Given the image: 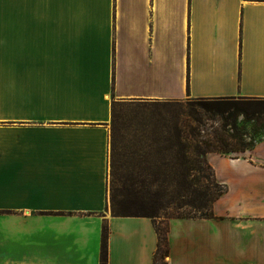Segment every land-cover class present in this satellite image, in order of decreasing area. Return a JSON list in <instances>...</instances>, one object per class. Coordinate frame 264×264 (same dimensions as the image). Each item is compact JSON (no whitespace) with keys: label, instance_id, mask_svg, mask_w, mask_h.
I'll use <instances>...</instances> for the list:
<instances>
[{"label":"crops","instance_id":"crops-1","mask_svg":"<svg viewBox=\"0 0 264 264\" xmlns=\"http://www.w3.org/2000/svg\"><path fill=\"white\" fill-rule=\"evenodd\" d=\"M264 98V1L0 0V264H153L109 207L111 103ZM216 219H169L168 264H264V139L206 155Z\"/></svg>","mask_w":264,"mask_h":264},{"label":"trees","instance_id":"trees-1","mask_svg":"<svg viewBox=\"0 0 264 264\" xmlns=\"http://www.w3.org/2000/svg\"><path fill=\"white\" fill-rule=\"evenodd\" d=\"M194 100L199 108L183 107L182 101L111 103V214L152 220L157 236L153 264H168L169 219H216L213 204L227 187L216 181L206 155L231 157L264 139V98ZM145 104L153 110L135 123L117 113L125 106L135 114ZM159 106L161 112L156 109ZM106 237L103 226L99 264H107Z\"/></svg>","mask_w":264,"mask_h":264},{"label":"rangeland","instance_id":"rangeland-1","mask_svg":"<svg viewBox=\"0 0 264 264\" xmlns=\"http://www.w3.org/2000/svg\"><path fill=\"white\" fill-rule=\"evenodd\" d=\"M182 102H183V104H182L183 107L187 106L188 108H193V109L199 108V105H197V103H195L196 101L194 99H185V100H182ZM145 105H147V106L144 107L143 111L135 112V114H133L134 112L130 113L131 111H128L125 106L119 107L117 113L120 117L125 118V121H127V122L131 121L130 123H135V121L137 119H139L141 116H145L148 113V111L153 110V107L149 106L150 104H145ZM156 109L161 112L160 106L157 107ZM157 115L158 114H156L155 117H157ZM160 116H162V113L160 114ZM109 181H110V178H108V191H110L109 190V187H110ZM109 207H110V204H109ZM165 261H167V260L165 259Z\"/></svg>","mask_w":264,"mask_h":264}]
</instances>
